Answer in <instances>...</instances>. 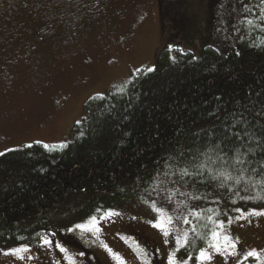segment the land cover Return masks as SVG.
<instances>
[{
	"label": "trees",
	"instance_id": "16d2710c",
	"mask_svg": "<svg viewBox=\"0 0 264 264\" xmlns=\"http://www.w3.org/2000/svg\"><path fill=\"white\" fill-rule=\"evenodd\" d=\"M225 1L216 44L199 56L157 52L155 71L143 69L128 89L89 108L83 129L76 126L67 148L49 151L33 143L0 155L1 245H36L37 233L56 232L135 197L166 199L169 189H179L168 202L177 227L192 226L183 223L187 216L208 239L215 225L190 216L191 209L223 220L239 214L236 208H264V3ZM236 149L244 154L243 164L233 163ZM199 164L205 165L203 176L185 177L186 184L163 176L166 165L194 172ZM219 172L242 179L239 184L225 176L213 179ZM158 173L167 182L156 187ZM180 201L185 203L177 207ZM190 238L176 253L178 260L191 256L188 264L208 243L192 232Z\"/></svg>",
	"mask_w": 264,
	"mask_h": 264
},
{
	"label": "rangeland",
	"instance_id": "374dc122",
	"mask_svg": "<svg viewBox=\"0 0 264 264\" xmlns=\"http://www.w3.org/2000/svg\"><path fill=\"white\" fill-rule=\"evenodd\" d=\"M227 3L0 0V153L37 141L43 145L72 141L76 126L83 129L88 109L105 103L100 95L107 99L120 87L128 89L136 70L155 67L158 54L171 55L170 49H175L199 56L206 46L216 44ZM153 200L171 213L161 195L135 197L112 207L121 216L101 220L99 241L80 230H64L87 217L58 229L51 249L30 245L33 259L0 253V264H119L100 241L126 264H145L147 259L140 258L131 238L136 231L149 238L150 252L168 264L177 245L148 223L156 216L150 208ZM238 215L223 219L231 217L233 223H226L222 235L233 238L239 256L214 252L205 264H236L238 259L243 264H264V215L236 220ZM56 242L67 252L55 247ZM13 247L17 246L0 244V249ZM252 249L262 253L261 259L243 260ZM191 264H200L198 256Z\"/></svg>",
	"mask_w": 264,
	"mask_h": 264
},
{
	"label": "snow or ice",
	"instance_id": "6c2138e0",
	"mask_svg": "<svg viewBox=\"0 0 264 264\" xmlns=\"http://www.w3.org/2000/svg\"><path fill=\"white\" fill-rule=\"evenodd\" d=\"M262 3H264V0H261ZM262 13H264V9H262ZM264 18V16H262ZM246 23L248 25H253L254 21L251 19H246ZM194 59H197L196 57H193ZM174 59V58H173ZM137 72H140V69L136 70ZM155 71V67L148 68V72ZM118 92H123L125 89L123 87H120L117 89ZM100 98L103 99V95H100ZM79 123V122H78ZM239 135L238 133L236 134ZM247 135V133H246ZM37 143H42L40 141H37ZM28 147H31V145H28ZM44 148L48 149L49 151H56V150H63L64 148L68 147V144L66 142H61L59 144H44ZM216 148L219 149L220 145H216ZM222 151V149H221ZM248 151H252V149H248ZM0 155H4V153H0ZM227 154L225 153V156ZM244 154L240 153L239 149H236V155L232 158L234 164H243ZM218 159L223 160L224 163H227V160H224L223 157L218 156ZM169 159H174L170 157ZM166 167L169 169L168 171H165L163 173L164 177H172L176 176V180H172L171 182L173 184H186L188 181L185 180V177H202L203 171L202 169L205 168L204 164L194 165V167L197 169L194 172H190L188 167H179L177 166L174 170L172 168V165H166ZM211 172V169H209ZM220 176H225L228 180L235 179V182L237 184L240 183V180L242 177L233 178L230 174L227 172H219L217 175H213V179H218ZM155 186L159 187L161 183H166L167 181L160 179V174L158 173L155 177ZM226 182V181H225ZM203 183V181H201ZM223 186V185H221ZM248 189L245 188L244 191H247ZM161 191H164V189H161ZM179 191V189H175V191L169 189V195L166 197L169 203L173 202V197L175 196V193ZM181 195H188L186 193H180ZM239 195V193H237ZM201 197H193V199H200ZM257 197L254 196H241L240 199L242 200H250V199H256ZM261 199H264V197H260ZM235 201H233L234 203ZM145 204H148L149 201L145 200ZM185 203L184 201L176 202V206L179 207L180 204ZM151 210H153L156 213V216L149 220L148 223H150L153 227L159 229L165 237H171L174 243L178 246L173 249V251L168 256V264H188V260L191 259V256L188 257V259L185 260H178L176 258V253L180 250V248H187L190 245L191 238H190V232L195 233L196 238L198 239H208L205 234L201 232L196 231L195 225L192 224V221L187 217H183V223L192 225L189 229L181 230L177 227L176 221L178 217L173 216L167 209H165L163 206H158L156 201H151L150 204ZM97 211L101 212V216L97 215H91L89 218L81 223H76L73 226L65 227V231L67 232H73L76 230H80L82 233H88L92 236L96 237V240H100V233L102 231L100 227L101 220H111L114 217H119L122 215V213L114 208H108L107 210H101L98 209ZM235 211L239 213L237 217H235L236 220L245 219L248 216H255V215H264V209L257 210L252 209L249 212H245L242 208H236ZM190 216L196 217L197 219L206 218L208 221L213 223L215 225L214 228L210 230L209 236L210 239H208V243L206 247H201L198 251V260L200 261V264H205L207 261H211L213 259V253H220L224 255L225 257L231 256H239V253L237 251V245L236 242L233 240L232 237L223 234L225 225L233 223V219L229 217L227 221L225 220H218L214 219L213 215H209L207 217H204V210L199 209L196 210L195 208L191 209L189 212ZM214 215H219V213H215ZM135 219V217H133ZM250 222V221H249ZM36 236L38 237L37 245L39 247H47L51 249L54 244V237L56 236V232H52L51 235L48 234H41L37 233ZM23 239V238H21ZM221 239L223 240V243H221ZM169 241L166 239L165 243H168ZM100 244L102 247H104L109 253L113 255V257L119 261V264H126V262L123 260L122 257L118 253H114L111 248L108 247L107 244L103 243V241H100ZM55 247L59 248L61 252H67V249H65L59 242L55 243ZM32 247L27 244H22L17 247L8 248V249H0V253H3L4 255H12L17 257L20 260L25 259H33L34 257L31 255ZM137 251L140 254L141 259H145L147 257V253L143 248L137 247ZM27 254V255H26ZM83 255V253H81ZM256 258L258 261L262 257V253L258 252L255 249L249 250L244 256L243 260H248L249 258ZM236 264H243L242 260H237Z\"/></svg>",
	"mask_w": 264,
	"mask_h": 264
},
{
	"label": "flooded vegetation",
	"instance_id": "af4514ba",
	"mask_svg": "<svg viewBox=\"0 0 264 264\" xmlns=\"http://www.w3.org/2000/svg\"><path fill=\"white\" fill-rule=\"evenodd\" d=\"M96 99V98H94ZM131 238L133 243L139 247L143 248L147 253V262L145 264H163L154 253L150 252L149 248H151V244L149 238L141 231H136L131 233ZM85 249V248H84ZM86 250V249H85Z\"/></svg>",
	"mask_w": 264,
	"mask_h": 264
}]
</instances>
